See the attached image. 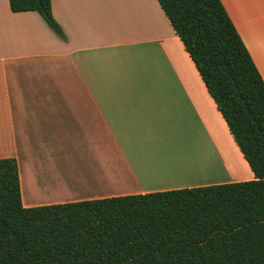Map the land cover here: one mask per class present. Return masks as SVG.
Returning a JSON list of instances; mask_svg holds the SVG:
<instances>
[{"label": "crops", "instance_id": "0c3cea01", "mask_svg": "<svg viewBox=\"0 0 264 264\" xmlns=\"http://www.w3.org/2000/svg\"><path fill=\"white\" fill-rule=\"evenodd\" d=\"M221 1L264 79V0ZM52 12L65 39L0 0V159L25 208L255 179L157 0Z\"/></svg>", "mask_w": 264, "mask_h": 264}, {"label": "trees", "instance_id": "16d2710c", "mask_svg": "<svg viewBox=\"0 0 264 264\" xmlns=\"http://www.w3.org/2000/svg\"><path fill=\"white\" fill-rule=\"evenodd\" d=\"M254 180L25 208L0 159V264H264V79L221 0H157ZM61 38L52 0H9Z\"/></svg>", "mask_w": 264, "mask_h": 264}, {"label": "rangeland", "instance_id": "374dc122", "mask_svg": "<svg viewBox=\"0 0 264 264\" xmlns=\"http://www.w3.org/2000/svg\"><path fill=\"white\" fill-rule=\"evenodd\" d=\"M230 158H231V155H230ZM215 165L218 167V178L216 179L219 180L220 182L227 180L228 178H226L225 176V172L223 171V168L220 165V161H218V164L216 163Z\"/></svg>", "mask_w": 264, "mask_h": 264}, {"label": "bare ground", "instance_id": "6f19581e", "mask_svg": "<svg viewBox=\"0 0 264 264\" xmlns=\"http://www.w3.org/2000/svg\"><path fill=\"white\" fill-rule=\"evenodd\" d=\"M203 142H204V141H203ZM209 160H210V159H209ZM210 162H211V164H210V163H209V164H210V165H213V164H212L213 162H212V161H210ZM206 164H207V163H206ZM204 166H206V165H204ZM206 167H208V166H206ZM204 168H205V167H204ZM212 168H213V167H212ZM206 169H207V168H206ZM204 170H205V169H204Z\"/></svg>", "mask_w": 264, "mask_h": 264}]
</instances>
